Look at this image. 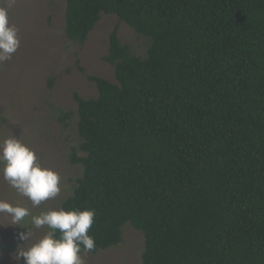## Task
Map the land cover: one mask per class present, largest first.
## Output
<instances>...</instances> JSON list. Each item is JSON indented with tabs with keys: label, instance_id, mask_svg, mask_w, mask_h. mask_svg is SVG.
Masks as SVG:
<instances>
[{
	"label": "trees",
	"instance_id": "1",
	"mask_svg": "<svg viewBox=\"0 0 264 264\" xmlns=\"http://www.w3.org/2000/svg\"><path fill=\"white\" fill-rule=\"evenodd\" d=\"M103 13L149 45L115 28L116 81L75 93L83 175L62 207L95 209L93 253L130 222L141 264H264V0H67L66 35L85 42Z\"/></svg>",
	"mask_w": 264,
	"mask_h": 264
},
{
	"label": "rangeland",
	"instance_id": "2",
	"mask_svg": "<svg viewBox=\"0 0 264 264\" xmlns=\"http://www.w3.org/2000/svg\"><path fill=\"white\" fill-rule=\"evenodd\" d=\"M7 3L0 0V7ZM66 4L67 0H15L9 22L18 29L20 46L10 60L0 63V140L12 134L20 136L35 149L41 164L61 176L60 194L33 208L31 201L19 196L0 175V199L23 204L33 215L62 207L83 175L82 163H72L73 148L78 149V156L84 155L75 93L84 98L98 95L89 74L116 81L114 66L104 59L111 32L117 28L122 42L130 44L138 55H146L149 45L147 37L118 16L105 13L85 42L72 40L65 33ZM20 230L0 214V264H23L13 258ZM47 230L33 229L32 242ZM144 249L143 233L127 222L118 245L90 252L85 261L141 264Z\"/></svg>",
	"mask_w": 264,
	"mask_h": 264
},
{
	"label": "clouds",
	"instance_id": "3",
	"mask_svg": "<svg viewBox=\"0 0 264 264\" xmlns=\"http://www.w3.org/2000/svg\"><path fill=\"white\" fill-rule=\"evenodd\" d=\"M15 0L0 7V63L8 61L20 46L18 29L9 22V9ZM0 175L16 193L31 201L33 208L57 197L61 192V176L44 166L31 146L12 134L0 140ZM0 214L18 226L17 246L13 258L23 264H86L85 256L96 249L89 229L94 223L95 209L42 210L33 215L20 203L0 199ZM48 230L32 242L33 229Z\"/></svg>",
	"mask_w": 264,
	"mask_h": 264
}]
</instances>
